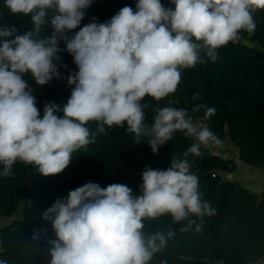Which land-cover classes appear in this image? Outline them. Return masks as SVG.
I'll list each match as a JSON object with an SVG mask.
<instances>
[{
	"label": "clouds",
	"instance_id": "9594fccd",
	"mask_svg": "<svg viewBox=\"0 0 264 264\" xmlns=\"http://www.w3.org/2000/svg\"><path fill=\"white\" fill-rule=\"evenodd\" d=\"M93 0H4L11 14L28 15L34 28L0 44V164L3 176L21 161L37 168L43 176L61 173L73 153L94 142L87 124L97 122V131L113 126L134 134L137 144L147 139L153 154L177 131L194 142L184 153L200 156L201 146L220 140L208 128H200L183 108L156 109L151 126L144 123L145 97L156 102L173 94L181 82V70L215 62L217 50L236 42L241 30L250 35L256 24L252 15L264 10V0H137L135 10L121 8L104 23L80 27ZM54 32L37 38L47 10ZM15 28L0 29L10 37ZM60 40L73 56L78 71L67 77L74 85L61 108L45 103L43 116L36 107L32 89L24 79L30 74L37 85L59 78ZM203 54V55H202ZM198 95V94H197ZM194 96L193 99H196ZM205 119L215 113L206 105ZM63 113L62 117L56 113ZM197 175L187 159L172 157L166 170L145 168L141 194L119 183L101 187L88 182L58 199L44 214L51 221L55 239L49 264H148L161 251L174 231L146 234L143 221L170 215L174 223L187 220L188 231L195 216L215 214L209 202L202 201ZM201 225L196 224V231ZM37 236L34 235L33 239ZM0 264H6L0 261Z\"/></svg>",
	"mask_w": 264,
	"mask_h": 264
},
{
	"label": "trees",
	"instance_id": "16d2710c",
	"mask_svg": "<svg viewBox=\"0 0 264 264\" xmlns=\"http://www.w3.org/2000/svg\"><path fill=\"white\" fill-rule=\"evenodd\" d=\"M137 0H93L77 29L90 22L104 23L121 8L135 10ZM166 8H174L170 0H161ZM54 9L47 10L45 23L37 38L50 37L54 28L51 19ZM256 28L253 34L241 30L236 42H229L217 50V60L181 70V82L177 90L156 102L145 97L148 107L144 123L151 126L156 109L165 106L183 108L194 119L204 120L207 128L221 141L229 137L240 148L241 158L248 164L264 168V10L252 13ZM15 28L10 37L0 36V44L14 39L34 28L31 14L14 15L0 0V29ZM257 42V44H256ZM61 57L58 63L59 78L43 86L37 85L30 74L24 79L32 89L36 107L43 116L45 103L52 102L61 108L71 96L74 85L67 84V77L78 71L73 56L60 40ZM203 55V54H202ZM198 94V95H197ZM197 96L196 99H193ZM198 105L215 109L214 115L205 119L206 108L198 111ZM63 115L62 111L56 113ZM94 134V142L73 153L70 164L59 174L41 175L31 164L17 161L10 176H3L0 164V215L10 216L21 208L19 216L1 226L0 261L6 264H49V240L55 239L51 221L44 220V212L58 199H66L71 190L88 182L102 188L113 183L125 184L133 195L141 194L142 172L145 168L166 170L172 157L187 159L190 171L197 175L198 191L202 201L209 202L215 214L202 219L196 231L193 224L188 231H181L188 221L174 223L170 215L145 219L143 231L167 234L174 231L167 245L153 255L148 264H253L264 257V191L257 193L239 181L224 179L219 168L229 169L230 160L223 159L201 146V155L184 153L194 142L183 132H175L171 140L153 154L147 139L136 143L134 134L124 127L113 126L106 133L97 131V122L87 124ZM36 235L37 238L33 239Z\"/></svg>",
	"mask_w": 264,
	"mask_h": 264
},
{
	"label": "built area",
	"instance_id": "2783aa9c",
	"mask_svg": "<svg viewBox=\"0 0 264 264\" xmlns=\"http://www.w3.org/2000/svg\"><path fill=\"white\" fill-rule=\"evenodd\" d=\"M238 36H240L238 34ZM257 44V42H256ZM195 122H197V126L200 128H207V124L204 120H200V119H194ZM211 153L226 159V160H230L229 162V169L228 170H223L221 168H219L217 170V173L220 175H226L228 172L232 171V170H238L244 174H246L248 177V180L250 182H256L259 180L261 175H264V168L258 167V166H254L251 164H248L247 162H245L242 158H241V153H240V148L234 144L231 147H226L223 144V141H221L219 144H215L213 142H209L208 146H206ZM248 188L250 189V191H254V188L251 185H247ZM21 215V213L19 211H16L14 214L10 215V216H4V215H0V221L4 222V221H11L17 217H19ZM1 229V226H0ZM1 244H2V237H1V233H0V251H1ZM259 262V261H258ZM258 262H255L253 264H259ZM218 264H224V262L222 260L217 262Z\"/></svg>",
	"mask_w": 264,
	"mask_h": 264
},
{
	"label": "crops",
	"instance_id": "0c3cea01",
	"mask_svg": "<svg viewBox=\"0 0 264 264\" xmlns=\"http://www.w3.org/2000/svg\"><path fill=\"white\" fill-rule=\"evenodd\" d=\"M223 144L227 147H231L234 145V142L227 137L225 140H223ZM247 175L238 171V170H232L228 172L226 175H224V179L226 180H232V181H239L242 185L248 187L247 185H251L254 188V191L257 193H262L264 191V175H261L259 180L256 182H250L248 180ZM20 213H22L21 208L18 210ZM6 221L1 222L0 221V226L4 225ZM259 264H264V257L261 258L258 262Z\"/></svg>",
	"mask_w": 264,
	"mask_h": 264
},
{
	"label": "rangeland",
	"instance_id": "374dc122",
	"mask_svg": "<svg viewBox=\"0 0 264 264\" xmlns=\"http://www.w3.org/2000/svg\"><path fill=\"white\" fill-rule=\"evenodd\" d=\"M194 123H196V124H197V122H195V121H194ZM20 216L22 217V214H21Z\"/></svg>",
	"mask_w": 264,
	"mask_h": 264
}]
</instances>
